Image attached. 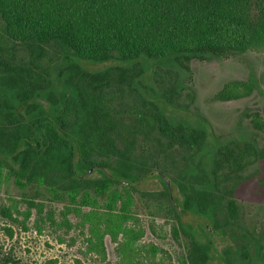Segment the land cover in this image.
<instances>
[{
    "label": "trees",
    "instance_id": "obj_1",
    "mask_svg": "<svg viewBox=\"0 0 264 264\" xmlns=\"http://www.w3.org/2000/svg\"><path fill=\"white\" fill-rule=\"evenodd\" d=\"M14 47L20 50L19 62L11 56ZM262 48L264 0H0V172L7 170L20 189L33 187L36 195L46 192L65 202L63 216L91 206L94 210L82 215L88 224L87 251L104 259L105 235L116 241L126 233L116 249V264H142L133 248L142 230L134 241L128 239L131 193L154 175L168 196L166 177L175 161L165 160L166 151L178 148L183 162L169 179L183 196L182 209L205 218L215 230L228 228L237 213L234 200L222 203L220 198L231 194L229 175L264 151L234 141L219 146L208 165L195 161L207 128L168 115L166 105L181 96V77L190 74L193 59L228 58ZM21 52L35 62L25 61ZM82 63L108 65L88 70ZM152 65L161 71L156 95L163 104L137 88L154 93L152 86L135 81ZM256 89L255 77L230 80L214 99H238ZM185 95L192 99L190 92ZM246 115L263 129L259 113ZM34 200H26L28 210L40 213ZM100 200L103 209L98 210ZM168 200L174 211L173 238L181 232L189 236L180 264H212L213 242L199 240ZM222 205L227 214L218 216ZM245 235L264 260V230ZM241 254L249 264H258L246 248Z\"/></svg>",
    "mask_w": 264,
    "mask_h": 264
},
{
    "label": "rangeland",
    "instance_id": "obj_2",
    "mask_svg": "<svg viewBox=\"0 0 264 264\" xmlns=\"http://www.w3.org/2000/svg\"><path fill=\"white\" fill-rule=\"evenodd\" d=\"M11 50L14 53L11 56L17 55L16 61L19 62V48L14 47ZM21 54L24 56L25 52ZM24 58L27 62L31 59L35 62V58L25 56ZM82 65L88 70H98L108 64L82 63ZM160 73L161 71L152 65L147 68L142 78L137 76L135 81L137 83L140 80L144 85L152 86L154 93L137 84L140 92L146 91L147 96L155 99L158 104H163L164 99L156 95L161 86ZM249 77H255L258 83V89L250 95L226 101L214 99L215 93L227 81H245ZM181 78L185 79V89L173 104L166 105V111L168 115H173L178 120H185L195 126L204 125L207 128L206 141L195 155V161L203 160V163L208 165L219 146L234 141H247L256 149L264 151V127L261 130L255 128L246 115L257 112L264 121V48L249 50L228 58L211 56L193 59L190 62V74L183 72ZM186 92L192 94V99L186 97ZM41 101L46 105L45 101ZM166 153L167 159L161 154L159 158L175 161L166 178L172 195L179 199L181 196L177 186L170 179L176 174L174 170L183 162L181 157L183 151L173 148L167 149ZM6 172L5 169L0 172V264H116L118 261L116 249L119 242L124 241L126 233H120L116 241L109 234L105 235L104 259L94 252H88L86 241V237L89 236L88 224H83L82 215L94 210L91 206H80V214L67 212L66 216H63L61 211H66L65 202L56 201L46 192L36 195L33 187L20 189ZM154 172H158V169ZM91 174L99 176L97 172ZM230 174L227 181L229 185L226 187L228 191L230 189L231 194L222 196V203H225L227 198L236 201L238 218L234 225L226 228L227 231L231 229L235 235L236 228L240 236L247 230L255 233L263 231L264 156L237 174ZM136 187L137 190H131L134 203L130 209L133 218L126 224L131 230V234L128 235L131 241H134L136 231L142 230L141 236L133 242V248L139 252L138 257L142 264H180L179 257L184 252L189 236L181 232L177 239L173 238L171 226L174 211L170 209L168 201H159L156 196L146 197L140 192L161 193L163 187L161 180L153 175L142 179ZM32 197L38 206L42 207L40 213L35 208L28 210L26 200ZM103 201L100 200L96 205L100 207L98 210L103 209L101 208ZM219 209L218 216L227 214L223 205ZM180 216L182 221L192 225L193 229L196 224L205 221L204 218L190 213ZM242 238L241 236L239 242L246 243V250L253 261L264 264V260L256 254L252 240ZM210 239L214 247L212 264H249L242 254L235 256V251L227 257L222 254L221 250L228 241L233 243L227 235H212ZM233 247L235 249V243Z\"/></svg>",
    "mask_w": 264,
    "mask_h": 264
},
{
    "label": "flooded vegetation",
    "instance_id": "obj_3",
    "mask_svg": "<svg viewBox=\"0 0 264 264\" xmlns=\"http://www.w3.org/2000/svg\"><path fill=\"white\" fill-rule=\"evenodd\" d=\"M177 188V190H179V187H176ZM164 187H162L161 188V193H160V195L159 196H156V199H158L159 201H161V200H166V201H168V204H169V200L168 199H171V201L173 202V207H174V209L177 211V214H183V213H185V210H183L182 209V206H181V201H182V199H183V196H181L180 194V198L179 199H177V197L176 196H173L172 195V192H171V188L170 187H168V189H169V194H168V196L163 192L164 191ZM222 196L220 195V198H221ZM235 204H236V201H235ZM236 206H237V204H236ZM170 209H172L171 207H170ZM172 211H173V209H172ZM173 216H174V213H173ZM201 218H203V217H201ZM237 218H238V212L236 213V217H235V222H236V220H237ZM205 219V218H204ZM231 230V229H230ZM227 231V229L226 228H221V229H217V230H215V229H213L212 228V225L209 223V221L208 220H205L204 222L202 221V222H200V223H198V224H196V226H195V229H194V231H193V233H194V235L199 239V240H201V241H205V240H209V241H212L211 239H210V237L212 236V235H227V237H228V239L230 240V241H232L233 243H235V249H234V247H233V243H229V241H228V244L226 245V246H224L223 248H222V254H224V256L225 257H227V256H229L230 254H232V253H234V251H235V256H237V255H240L241 254V249L242 248H246V243H242V244H240V242H239V239L241 238V236L243 237V238H245V239H243V240H247V239H250V240H252L251 239V237L250 236H244V233L240 236V234H239V232L236 230V228H235V235L233 234V232L232 231ZM235 241V242H234ZM213 242V241H212ZM244 250V249H243ZM249 253V252H248ZM212 256H213V251H212ZM216 255V254H215ZM249 256L252 258V256L249 254ZM252 260H253V258H252Z\"/></svg>",
    "mask_w": 264,
    "mask_h": 264
},
{
    "label": "water",
    "instance_id": "obj_4",
    "mask_svg": "<svg viewBox=\"0 0 264 264\" xmlns=\"http://www.w3.org/2000/svg\"><path fill=\"white\" fill-rule=\"evenodd\" d=\"M166 181H167V184L169 185V182H168V180L166 179ZM170 187V186H169Z\"/></svg>",
    "mask_w": 264,
    "mask_h": 264
}]
</instances>
